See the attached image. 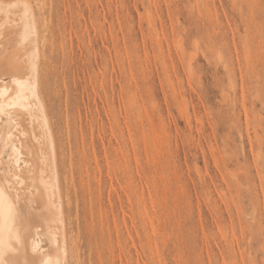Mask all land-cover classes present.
<instances>
[{"label":"rangeland","instance_id":"374dc122","mask_svg":"<svg viewBox=\"0 0 264 264\" xmlns=\"http://www.w3.org/2000/svg\"><path fill=\"white\" fill-rule=\"evenodd\" d=\"M30 1L70 264H264V0Z\"/></svg>","mask_w":264,"mask_h":264},{"label":"bare ground","instance_id":"6f19581e","mask_svg":"<svg viewBox=\"0 0 264 264\" xmlns=\"http://www.w3.org/2000/svg\"><path fill=\"white\" fill-rule=\"evenodd\" d=\"M0 20L12 27L11 32L0 33V44L4 42L2 39H7L4 42L6 50L12 39L18 64L26 71V78L21 79L22 72L20 80L14 81L18 84L16 96L9 104L5 99V107L0 108V120L4 111L12 122L9 134L3 135L0 126V135H3L0 138V165L4 162L2 158L11 157L21 168L17 175L13 173L19 178V192L0 185L3 196L0 214L2 259L5 264L9 261L12 264H70L58 146L40 90L41 41L35 6L30 0H0ZM11 56L14 60L16 55ZM5 84L3 88H6ZM5 91L0 93L5 96Z\"/></svg>","mask_w":264,"mask_h":264},{"label":"snow or ice","instance_id":"6c2138e0","mask_svg":"<svg viewBox=\"0 0 264 264\" xmlns=\"http://www.w3.org/2000/svg\"><path fill=\"white\" fill-rule=\"evenodd\" d=\"M2 209H3V196L2 192H0V214H2ZM3 253L0 252V264H5V262L2 259ZM7 264H12L11 261L7 262Z\"/></svg>","mask_w":264,"mask_h":264}]
</instances>
